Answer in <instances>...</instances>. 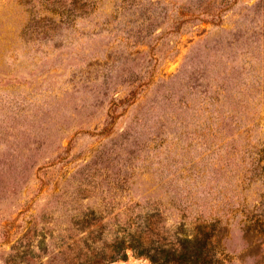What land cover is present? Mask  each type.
Wrapping results in <instances>:
<instances>
[{
    "label": "rangeland",
    "instance_id": "obj_1",
    "mask_svg": "<svg viewBox=\"0 0 264 264\" xmlns=\"http://www.w3.org/2000/svg\"><path fill=\"white\" fill-rule=\"evenodd\" d=\"M0 264H264V0H0Z\"/></svg>",
    "mask_w": 264,
    "mask_h": 264
},
{
    "label": "trees",
    "instance_id": "obj_2",
    "mask_svg": "<svg viewBox=\"0 0 264 264\" xmlns=\"http://www.w3.org/2000/svg\"><path fill=\"white\" fill-rule=\"evenodd\" d=\"M124 257V256H123Z\"/></svg>",
    "mask_w": 264,
    "mask_h": 264
}]
</instances>
